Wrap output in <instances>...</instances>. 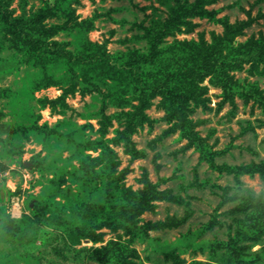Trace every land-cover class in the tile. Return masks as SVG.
Returning <instances> with one entry per match:
<instances>
[{
    "label": "rangeland",
    "instance_id": "rangeland-1",
    "mask_svg": "<svg viewBox=\"0 0 264 264\" xmlns=\"http://www.w3.org/2000/svg\"><path fill=\"white\" fill-rule=\"evenodd\" d=\"M0 264H264V0H0Z\"/></svg>",
    "mask_w": 264,
    "mask_h": 264
},
{
    "label": "trees",
    "instance_id": "trees-1",
    "mask_svg": "<svg viewBox=\"0 0 264 264\" xmlns=\"http://www.w3.org/2000/svg\"><path fill=\"white\" fill-rule=\"evenodd\" d=\"M61 54L66 55V56L68 55V54L63 53V52H61ZM69 60H72V59L69 58ZM144 206H145V205H140L139 208H141L142 211L148 209V208H145Z\"/></svg>",
    "mask_w": 264,
    "mask_h": 264
}]
</instances>
